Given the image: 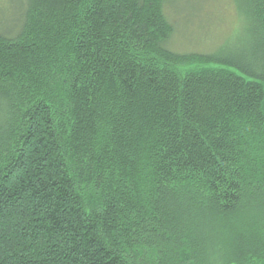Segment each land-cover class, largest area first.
I'll return each instance as SVG.
<instances>
[{
  "label": "trees",
  "instance_id": "trees-1",
  "mask_svg": "<svg viewBox=\"0 0 264 264\" xmlns=\"http://www.w3.org/2000/svg\"><path fill=\"white\" fill-rule=\"evenodd\" d=\"M22 2L0 21V264H194L190 243L264 264V0H232L239 44L209 54L169 50L167 0Z\"/></svg>",
  "mask_w": 264,
  "mask_h": 264
},
{
  "label": "rangeland",
  "instance_id": "rangeland-1",
  "mask_svg": "<svg viewBox=\"0 0 264 264\" xmlns=\"http://www.w3.org/2000/svg\"><path fill=\"white\" fill-rule=\"evenodd\" d=\"M22 5V0H0V21L17 19L15 8ZM166 14L175 31L168 46L174 53L209 54L239 44L244 24L232 0H167ZM188 254L194 264L208 258L192 251L191 243Z\"/></svg>",
  "mask_w": 264,
  "mask_h": 264
},
{
  "label": "bare ground",
  "instance_id": "bare-ground-1",
  "mask_svg": "<svg viewBox=\"0 0 264 264\" xmlns=\"http://www.w3.org/2000/svg\"><path fill=\"white\" fill-rule=\"evenodd\" d=\"M208 49V48H207Z\"/></svg>",
  "mask_w": 264,
  "mask_h": 264
}]
</instances>
